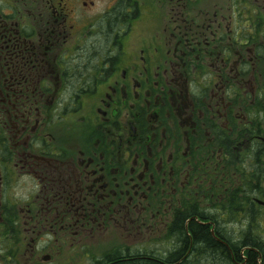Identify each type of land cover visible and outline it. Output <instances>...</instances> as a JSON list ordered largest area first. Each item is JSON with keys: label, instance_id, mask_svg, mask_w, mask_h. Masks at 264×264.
<instances>
[{"label": "flooded vegetation", "instance_id": "flooded-vegetation-1", "mask_svg": "<svg viewBox=\"0 0 264 264\" xmlns=\"http://www.w3.org/2000/svg\"><path fill=\"white\" fill-rule=\"evenodd\" d=\"M259 201L264 0H0V264H263Z\"/></svg>", "mask_w": 264, "mask_h": 264}, {"label": "trees", "instance_id": "trees-1", "mask_svg": "<svg viewBox=\"0 0 264 264\" xmlns=\"http://www.w3.org/2000/svg\"><path fill=\"white\" fill-rule=\"evenodd\" d=\"M237 206H239V205H237ZM248 210H247V212H249V210H251L250 212H249V214H248V217H250V219H252V223L254 224V219L255 218H257V213H256V210L253 208V207H248L247 208ZM231 211L232 212H237L238 211V209H235L234 207L233 208H231ZM216 232H217V234H218V229H216ZM212 234H211V229H210V250H213V249H215L216 247V241L213 239V237L211 236ZM211 257H213V256H211V254H210V258ZM253 264H256L255 262H253ZM263 264H264V260H263Z\"/></svg>", "mask_w": 264, "mask_h": 264}, {"label": "rangeland", "instance_id": "rangeland-1", "mask_svg": "<svg viewBox=\"0 0 264 264\" xmlns=\"http://www.w3.org/2000/svg\"><path fill=\"white\" fill-rule=\"evenodd\" d=\"M257 212V222L259 223L257 225V229L263 234L264 236V207H258L256 210ZM231 217V216H230ZM232 227V226H231Z\"/></svg>", "mask_w": 264, "mask_h": 264}, {"label": "water", "instance_id": "water-1", "mask_svg": "<svg viewBox=\"0 0 264 264\" xmlns=\"http://www.w3.org/2000/svg\"><path fill=\"white\" fill-rule=\"evenodd\" d=\"M259 203H261L262 205H264V202H262V201H259Z\"/></svg>", "mask_w": 264, "mask_h": 264}]
</instances>
